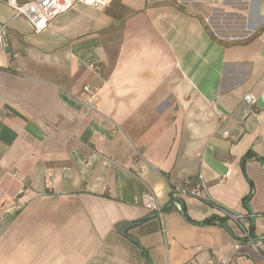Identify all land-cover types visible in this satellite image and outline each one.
<instances>
[{
  "label": "crops",
  "instance_id": "1",
  "mask_svg": "<svg viewBox=\"0 0 264 264\" xmlns=\"http://www.w3.org/2000/svg\"><path fill=\"white\" fill-rule=\"evenodd\" d=\"M99 1L0 0V264H264V0Z\"/></svg>",
  "mask_w": 264,
  "mask_h": 264
},
{
  "label": "built area",
  "instance_id": "2",
  "mask_svg": "<svg viewBox=\"0 0 264 264\" xmlns=\"http://www.w3.org/2000/svg\"><path fill=\"white\" fill-rule=\"evenodd\" d=\"M8 6L14 11L15 17H23L32 26L33 31L37 34L43 32L52 20L59 17V15L64 14L71 9L76 3H83L84 5L99 8L101 2L99 0H29L26 2H20V0H6ZM5 27L0 28V51L8 48L10 46L11 40L5 33ZM93 68L100 70L97 66H92ZM84 90L89 92V88L85 87ZM97 101V93H91V97L88 102H82V114L87 116L91 112L97 111V106L95 102ZM244 101L250 105H256L255 97L247 93L244 97ZM224 135L228 137V132ZM172 194L178 199L184 197H194L198 200H203L207 193L206 180L203 174L199 173L196 178H186L183 182L179 184L171 185ZM142 204L149 212L160 213L161 209L157 204V196L153 192L146 194L142 200ZM177 203V202H175ZM178 205V203H177ZM222 216L227 218H238L240 215L236 213H231L226 209H220ZM242 240L247 244H253L261 257L264 259V238L254 239V237L245 232ZM239 247V243H237ZM221 264H230L227 259H222Z\"/></svg>",
  "mask_w": 264,
  "mask_h": 264
},
{
  "label": "water",
  "instance_id": "3",
  "mask_svg": "<svg viewBox=\"0 0 264 264\" xmlns=\"http://www.w3.org/2000/svg\"><path fill=\"white\" fill-rule=\"evenodd\" d=\"M158 215V214H157ZM133 241H135V240H133ZM140 247L144 250V248L140 245Z\"/></svg>",
  "mask_w": 264,
  "mask_h": 264
}]
</instances>
